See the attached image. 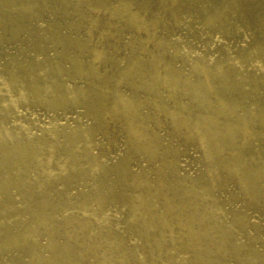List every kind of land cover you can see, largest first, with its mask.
<instances>
[{"label": "rangeland", "instance_id": "obj_1", "mask_svg": "<svg viewBox=\"0 0 264 264\" xmlns=\"http://www.w3.org/2000/svg\"><path fill=\"white\" fill-rule=\"evenodd\" d=\"M163 36H171L175 47L187 51L192 49L194 53L191 55L201 59L207 68L213 70L220 67L225 73L222 77H213L215 88L208 90V86L205 85L206 89L200 86L203 81L200 67L180 65L177 67L179 73L189 80L184 79L180 83L177 80L173 87L166 85L165 89L142 91L117 83L118 68L108 66L107 76L115 79L111 82L110 96L119 92L132 95L142 91V95L155 100L154 105L146 102L143 109L146 116L153 118L149 119L150 129L165 144L164 152L147 162L135 161V164L129 159V169L140 172L148 167V173L152 174L167 168L172 180L170 172L176 165L186 176L201 175L205 181L208 173L218 171L217 167L214 169L211 166L210 160L205 159L201 147L187 142L177 133L166 112L155 106L162 104L169 108V104L185 108L184 115L188 120H199L198 117L208 115L209 119L205 122L209 127V137L223 148L222 152L216 153L217 157L225 161L228 158H244L243 166L252 175L250 170L254 172L264 163V0H0V83L9 85L8 98L10 95L13 104L8 98L0 103L1 123H16L12 122L10 109L22 115L31 114L27 116V121L32 124L29 126L32 133L24 132L25 128L20 124L16 127L8 124L10 131L7 132L23 144L37 146L42 137L54 140L55 133L51 131L58 126L59 120L63 123L70 116L74 104L67 101L85 81L86 75L77 72L78 66L86 67L93 63L96 61L93 55L100 52L110 53L116 49L127 54L134 46H143L145 52L155 46L153 40ZM199 38L204 42L201 46ZM192 43L196 48H191ZM166 61L165 56L160 59L164 65ZM40 90L42 93L38 95ZM55 92H59L57 105L52 99ZM40 96L42 100L38 98ZM49 97L52 103H48ZM208 100L235 106L238 115L250 114L253 120L249 126L250 134H243L239 129H236V134H227V124H237L238 115L231 110L213 111L207 106ZM66 104L69 106H61ZM118 124L120 120L110 121L108 130L117 128ZM41 125L45 136L36 128ZM120 142L119 134L98 132L92 152L108 155L113 160L122 158L126 149ZM164 174L162 176H167ZM230 176L223 171L218 172L220 185L218 183L214 189L221 205L230 212V217L224 219L222 225L231 226L234 234L230 237L231 242L227 241V254L213 255L214 261L263 264L264 178L251 176L259 190V196L254 198ZM82 181L60 185L40 178L36 186L16 190L9 198V203L15 208L8 215L19 212L21 218L16 224H9L10 234L28 233L37 226L47 210L53 213L50 226L62 224L65 215L74 211L79 213L86 204L95 203L92 192L103 190L108 185L114 188L118 197L124 195L122 188L116 189L117 182L113 177L105 180L101 176H84ZM42 183L47 186L38 189ZM56 192L60 193V197ZM104 195L110 196L111 193ZM90 207H95V204ZM125 215L123 212L118 214L119 229H113L111 225L104 227L111 228L112 233L107 230L110 235L116 234L113 238L115 245L102 248L114 263H120L118 256L122 251L134 248ZM47 241L45 237L41 238L42 244L46 245ZM218 244L223 243L218 241ZM70 246L74 247L72 243ZM30 251L31 247L25 245L4 258H9L11 262L26 261ZM157 253L155 251L153 256ZM251 253L258 255V259L247 261ZM127 256L128 261L135 260L132 254ZM150 258L148 255L142 264H153Z\"/></svg>", "mask_w": 264, "mask_h": 264}, {"label": "bare ground", "instance_id": "obj_2", "mask_svg": "<svg viewBox=\"0 0 264 264\" xmlns=\"http://www.w3.org/2000/svg\"><path fill=\"white\" fill-rule=\"evenodd\" d=\"M198 41L200 46L204 43L201 38ZM153 43L155 46L145 52L143 46H134L127 54L117 52L116 49L110 53L100 52L93 55L96 60L93 63L86 67L78 66L77 72L86 75L85 81L79 91L73 92L69 101L65 99L74 104L73 110L63 123L59 120L58 126L51 131L55 133L54 140L42 137L37 146L23 144L7 132L10 131L8 124L14 127L20 124L25 128L24 132H31L32 124L27 121V116L31 114L22 115L10 109L8 112L13 117L12 122L14 120L16 123L7 121L6 124V121H0V264H142L148 255L153 264H225L224 261H214L213 255L223 252L227 254V241L231 242L230 237L234 231L231 226L222 225L223 220L230 217V212L221 205L214 189L219 183L218 172L231 175L236 184L256 198L259 190L251 176L263 180L264 163L261 168L256 167L254 172L250 170V175L243 166L244 158H228V161L218 158L216 153L222 152L223 148L209 137V127L205 122L209 119L208 115L198 117L199 120H188L184 115L185 108L169 104L167 108L156 104L171 118L177 133L190 144L201 147L205 159L210 160L211 166L214 169L217 167L218 171L212 169L213 172L208 173L205 181L201 175L186 176L176 165L173 172H170L172 180L167 168L161 173H152L153 175L148 173V167L140 172L129 169L130 161L147 162L164 152L162 138L148 125L149 119L153 118L144 113L145 103L154 105L155 100L142 95L143 89H165L166 85L173 87L177 80L179 83L184 79L189 80L183 73H179L177 67L180 65L200 67L198 69L203 72L200 86L205 89L208 86V90L215 88L213 77H222L225 73L220 67L213 70L207 68L201 59H195L191 55L194 53L192 49L187 51L175 47L171 36L157 38ZM192 44L191 48H194L195 44ZM164 56L167 59L165 65L160 62ZM108 66L118 68L117 83L142 91L137 90L139 93L132 95L119 92L116 96H110L111 82L115 79L111 80L112 77L107 76ZM8 92L10 93L9 85L0 83V103L8 98ZM40 93L41 90L38 95ZM57 93L59 92H55V98L52 97L53 102L56 101L55 105L59 102ZM38 98L42 100L41 96ZM43 98L45 99L44 96ZM52 99L49 97L48 103H52ZM8 101L13 106L10 95ZM208 102L207 106L213 111L231 110L238 115L235 106L229 107L227 103L210 100ZM61 106L67 107L69 104ZM112 120H120V124L117 128L108 130V123ZM252 121L250 114H239L237 124H227V134H236V129L242 130L243 134H250L249 126ZM36 128L43 136L46 135L42 125ZM98 132L104 135L119 134L120 145L126 149L124 157L113 160L108 155L92 152ZM210 150L214 152L211 153ZM84 176H101L105 180L113 177L117 182L116 189L122 188L124 199L118 197L114 188L108 185L103 190L101 188L92 192L95 203L91 201L90 205L80 208L79 213L74 211L65 215L61 227L49 225L53 213L47 210L37 226L28 233L15 236L10 234L9 224H16L21 218L19 212H15L13 216L8 215L15 208L9 203V198L16 190L36 186L40 178L65 185L67 182H83ZM46 186V183H42L38 189ZM110 193V196L104 195ZM56 194L60 197V193ZM63 199L67 197L63 196ZM108 199L115 200L109 202ZM92 203L95 204L93 208L90 207ZM120 212L126 213L128 234L129 237L132 236L134 248L122 251L118 256L120 263H114L102 248L115 245L113 238L116 234L110 235L107 230L112 233L111 228L104 227L111 225L113 229H119L117 217ZM42 237L48 240L46 245L41 243ZM218 241L223 244H218ZM71 243L74 247L70 246ZM25 245L31 247L28 260L11 262L9 258H4L6 254ZM147 250L149 254L146 255ZM155 251L158 253L153 256ZM128 252L135 257L133 262L127 260ZM252 258L257 260L258 255L251 253L247 256V261Z\"/></svg>", "mask_w": 264, "mask_h": 264}]
</instances>
